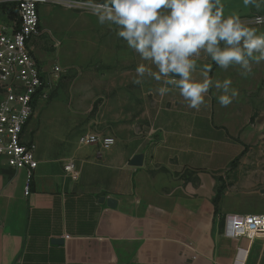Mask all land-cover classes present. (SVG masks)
Here are the masks:
<instances>
[{
  "label": "crops",
  "instance_id": "crops-1",
  "mask_svg": "<svg viewBox=\"0 0 264 264\" xmlns=\"http://www.w3.org/2000/svg\"><path fill=\"white\" fill-rule=\"evenodd\" d=\"M114 29L75 11L63 31L75 51L50 66L39 56L44 38L31 40L49 97L28 127L39 161L30 194L27 171L0 164V264H264V235L235 237L227 224L230 214L264 212V139L242 130L263 119L260 108L238 96L223 107L214 86L192 108L174 85L159 94L164 78L134 83L138 65L157 69ZM193 58L192 78L202 81L197 63L205 60ZM215 70L208 77L230 79L239 93L255 84L240 71ZM90 132L116 142L80 143ZM137 154L142 164L131 163ZM69 161L77 178L65 170Z\"/></svg>",
  "mask_w": 264,
  "mask_h": 264
},
{
  "label": "clouds",
  "instance_id": "clouds-1",
  "mask_svg": "<svg viewBox=\"0 0 264 264\" xmlns=\"http://www.w3.org/2000/svg\"><path fill=\"white\" fill-rule=\"evenodd\" d=\"M243 4L259 10L264 0H243ZM88 6L100 25L115 26L129 49L155 65V72L138 65L134 83L140 84L146 74L156 81L164 78L159 94L174 85L192 108L205 102L212 86L222 90L218 100L223 107L239 94L230 79L220 82L208 77L207 66L205 78L194 80L193 57L203 52L220 68L239 66L242 75L251 73L253 63L264 61V31L247 24L239 13L225 16L222 0H88ZM256 23L264 24V16H257Z\"/></svg>",
  "mask_w": 264,
  "mask_h": 264
},
{
  "label": "built area",
  "instance_id": "built-area-1",
  "mask_svg": "<svg viewBox=\"0 0 264 264\" xmlns=\"http://www.w3.org/2000/svg\"><path fill=\"white\" fill-rule=\"evenodd\" d=\"M47 4L91 10L87 0H0V5L10 9L6 12L8 22L0 24V164L27 171L26 195L30 194V180L39 164L28 127L40 100L48 98L47 72L35 55L31 40L42 34V6ZM13 7L15 16L9 14ZM61 71L55 63L54 76L58 78ZM79 142L109 148L116 138L90 132L81 135ZM65 170L73 178L79 175L73 161L65 165ZM227 224L235 237H261L264 212L230 214Z\"/></svg>",
  "mask_w": 264,
  "mask_h": 264
},
{
  "label": "rangeland",
  "instance_id": "rangeland-1",
  "mask_svg": "<svg viewBox=\"0 0 264 264\" xmlns=\"http://www.w3.org/2000/svg\"><path fill=\"white\" fill-rule=\"evenodd\" d=\"M222 2L224 4L225 16L232 14L233 12L239 13L241 16V19L244 20L247 24L253 27H258L260 30L264 31V24L258 25L256 23L257 16H264V7H262L259 10H257L255 7H252V6L245 7L243 4V0H222ZM48 5H52L53 7L46 9L47 5L42 6L43 26L47 30L45 32L43 31V36H40V38L42 37L44 38V40L41 41L40 46L43 50H47V51L46 52L38 51V52H39L40 58L44 62L42 60L41 61L44 64H47V66H50L57 60V55H59L60 59H62L64 58L65 55H68V54L71 55L75 51V47L71 46L73 43H70V40H72L70 34H68L67 40H65V37L63 36L64 27L71 22V17L73 13H75V11L76 12H89V11L92 12V11L84 10V9L72 10V9H68L64 7L62 4H48ZM7 22H8V15L0 7V24L7 23ZM52 36L64 41V44L62 45V47H60L59 49H56V47L53 46L54 39L52 38ZM99 37L105 38L106 32L105 31L100 32ZM33 45L34 47L36 46V49H37L36 43ZM65 51H67V53ZM202 53L203 52H201L200 54V59L203 58V60L205 61L204 62L200 61L197 63L198 66H200L199 68L201 70L205 71V66H207V68L210 70L216 69L215 75L217 76L222 75L225 71L231 72L232 70H237L242 73V69H240L239 66L237 65L230 66L227 69L220 68L217 65L215 66V68H212L211 57L205 53H204V57H202L201 56ZM251 69L252 70L250 74L242 76V81L245 83L247 81H251V83L255 82V84L253 85V87L251 86L249 89H246L245 88L246 84H244L242 87V92L240 93L238 92L239 93L238 97L240 98V101H242V98H244V100H247V99L251 100L252 104L255 105V107L260 108V110H257L258 112L256 113L262 112V115L264 116V61L260 62L259 64L253 63L251 65ZM235 86L233 88H235ZM218 91L216 92L217 98L223 94L221 93L220 95H218ZM243 105H245L246 108H248V104L244 103ZM246 112H247V109H244L243 118ZM240 120L238 122V125L240 123ZM239 127L240 126H238V128ZM242 130H244V132H250L256 135L261 134L262 139H264V117L263 119H260V120H257V119L252 120L250 124L244 125ZM261 144L264 145V142L261 141Z\"/></svg>",
  "mask_w": 264,
  "mask_h": 264
},
{
  "label": "water",
  "instance_id": "water-1",
  "mask_svg": "<svg viewBox=\"0 0 264 264\" xmlns=\"http://www.w3.org/2000/svg\"><path fill=\"white\" fill-rule=\"evenodd\" d=\"M173 77H179V76H173ZM144 155L143 154H137L131 159L132 164H142ZM108 203L111 206H114L116 204V199L114 198H108Z\"/></svg>",
  "mask_w": 264,
  "mask_h": 264
},
{
  "label": "trees",
  "instance_id": "trees-1",
  "mask_svg": "<svg viewBox=\"0 0 264 264\" xmlns=\"http://www.w3.org/2000/svg\"><path fill=\"white\" fill-rule=\"evenodd\" d=\"M0 7H1V9H2L3 11H5V12H7L8 10H10L8 7H6V6H4V5H0ZM9 14H10L11 16H15V15H16V11H15L14 7H13V9H12L11 11H9ZM215 66H216L215 62L212 61V68H215ZM252 120H253V117H252ZM234 164H235V163H234Z\"/></svg>",
  "mask_w": 264,
  "mask_h": 264
}]
</instances>
